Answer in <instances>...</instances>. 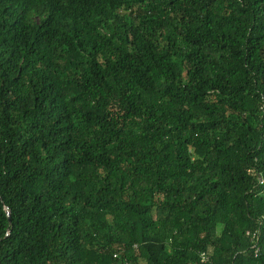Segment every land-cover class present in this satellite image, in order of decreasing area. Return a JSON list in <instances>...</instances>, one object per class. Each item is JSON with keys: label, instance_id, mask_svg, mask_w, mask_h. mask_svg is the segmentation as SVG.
Segmentation results:
<instances>
[{"label": "trees", "instance_id": "trees-1", "mask_svg": "<svg viewBox=\"0 0 264 264\" xmlns=\"http://www.w3.org/2000/svg\"><path fill=\"white\" fill-rule=\"evenodd\" d=\"M0 264H264V0H0Z\"/></svg>", "mask_w": 264, "mask_h": 264}, {"label": "built area", "instance_id": "built-area-1", "mask_svg": "<svg viewBox=\"0 0 264 264\" xmlns=\"http://www.w3.org/2000/svg\"><path fill=\"white\" fill-rule=\"evenodd\" d=\"M260 254V248H255V256H258ZM203 261H205L207 258L205 256L202 257Z\"/></svg>", "mask_w": 264, "mask_h": 264}]
</instances>
